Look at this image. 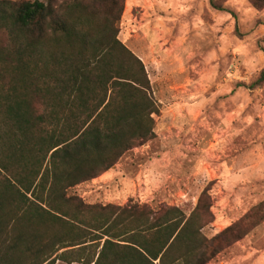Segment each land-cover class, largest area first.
Masks as SVG:
<instances>
[{"label": "trees", "instance_id": "obj_1", "mask_svg": "<svg viewBox=\"0 0 264 264\" xmlns=\"http://www.w3.org/2000/svg\"><path fill=\"white\" fill-rule=\"evenodd\" d=\"M123 7L0 0V264H207L264 220L263 200L207 237L206 189L189 213L72 191L155 137L145 65L118 38ZM263 83L264 68L240 85Z\"/></svg>", "mask_w": 264, "mask_h": 264}, {"label": "rangeland", "instance_id": "obj_2", "mask_svg": "<svg viewBox=\"0 0 264 264\" xmlns=\"http://www.w3.org/2000/svg\"><path fill=\"white\" fill-rule=\"evenodd\" d=\"M51 1L57 6L67 0ZM124 0L118 38L143 61L155 137L73 192L89 203L178 206L206 189L219 233L264 200V8L248 0ZM207 264H264V220Z\"/></svg>", "mask_w": 264, "mask_h": 264}, {"label": "crops", "instance_id": "obj_3", "mask_svg": "<svg viewBox=\"0 0 264 264\" xmlns=\"http://www.w3.org/2000/svg\"><path fill=\"white\" fill-rule=\"evenodd\" d=\"M107 172L104 173V175L106 174ZM98 255V253H97ZM96 255V257H97ZM157 262V261H156ZM55 264H69V263H66V262H63V261H60V260H57ZM71 264H86V263H78V262H74V263H71ZM90 264H94V262L90 263ZM99 264H106V260H101Z\"/></svg>", "mask_w": 264, "mask_h": 264}]
</instances>
